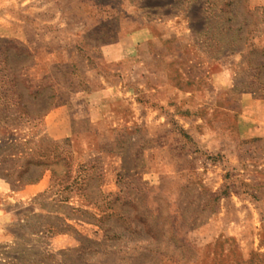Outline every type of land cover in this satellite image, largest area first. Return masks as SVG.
<instances>
[{
  "label": "rangeland",
  "instance_id": "1",
  "mask_svg": "<svg viewBox=\"0 0 264 264\" xmlns=\"http://www.w3.org/2000/svg\"><path fill=\"white\" fill-rule=\"evenodd\" d=\"M0 264H264V0H0Z\"/></svg>",
  "mask_w": 264,
  "mask_h": 264
},
{
  "label": "trees",
  "instance_id": "2",
  "mask_svg": "<svg viewBox=\"0 0 264 264\" xmlns=\"http://www.w3.org/2000/svg\"><path fill=\"white\" fill-rule=\"evenodd\" d=\"M3 61L4 64H7L8 56L5 55ZM9 85L12 86L13 89L19 85H21L24 90L29 89L24 79L17 82L13 78ZM41 91H36L33 94L29 93L27 98L20 92L13 93L11 99L5 101L3 104L12 107L10 111L14 114L15 118L27 120L42 118L52 108L55 96L52 94L48 97L40 98ZM46 149L48 148L44 147L42 144L38 145V149L33 152V156L26 159L22 164V169L17 172L15 181L23 185L32 184L38 181L46 171H49L51 174V186L52 184L62 185L63 182L65 183L63 190L78 186L82 179H80L79 176L73 177V164L71 158L59 151L57 144L49 148L48 152L45 151ZM81 168L84 172L87 169L86 166ZM64 201H67L66 197H64ZM84 214L87 213L85 212Z\"/></svg>",
  "mask_w": 264,
  "mask_h": 264
}]
</instances>
